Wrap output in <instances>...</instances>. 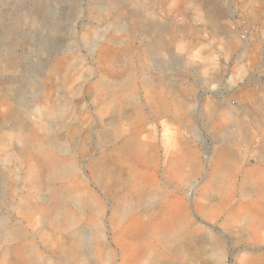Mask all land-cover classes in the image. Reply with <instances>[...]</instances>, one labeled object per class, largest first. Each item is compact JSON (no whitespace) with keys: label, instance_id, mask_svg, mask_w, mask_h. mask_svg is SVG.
Here are the masks:
<instances>
[{"label":"rangeland","instance_id":"rangeland-1","mask_svg":"<svg viewBox=\"0 0 264 264\" xmlns=\"http://www.w3.org/2000/svg\"><path fill=\"white\" fill-rule=\"evenodd\" d=\"M0 264H264V0H0Z\"/></svg>","mask_w":264,"mask_h":264},{"label":"bare ground","instance_id":"bare-ground-1","mask_svg":"<svg viewBox=\"0 0 264 264\" xmlns=\"http://www.w3.org/2000/svg\"><path fill=\"white\" fill-rule=\"evenodd\" d=\"M124 153V152H123ZM123 155V154H122ZM182 162V161H181ZM137 182H138V179L137 178H134ZM173 229V228H172ZM140 230V223L138 222H134L131 227L129 229H127L125 231L124 234H126V236L128 235H132V234H136L138 231ZM177 235L176 231L174 230H170L168 233H167V236H172V237H175ZM149 262H152V261H149Z\"/></svg>","mask_w":264,"mask_h":264}]
</instances>
